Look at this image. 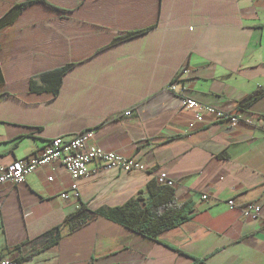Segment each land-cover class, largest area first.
<instances>
[{"label": "crops", "instance_id": "crops-1", "mask_svg": "<svg viewBox=\"0 0 264 264\" xmlns=\"http://www.w3.org/2000/svg\"><path fill=\"white\" fill-rule=\"evenodd\" d=\"M25 1L0 0V19ZM47 1L67 12L36 3L0 31V168L91 131L92 146L146 170L93 163L68 200L73 181L58 163L4 185L0 264H264V222L226 204L264 214V0ZM182 68L188 98L241 122H199L166 93ZM161 172L193 206L182 226L156 241L103 217L69 230L82 206L102 213L147 201Z\"/></svg>", "mask_w": 264, "mask_h": 264}, {"label": "built area", "instance_id": "built-area-1", "mask_svg": "<svg viewBox=\"0 0 264 264\" xmlns=\"http://www.w3.org/2000/svg\"><path fill=\"white\" fill-rule=\"evenodd\" d=\"M187 74V70L184 68L180 69L175 79H173L164 90L168 94L180 96L183 101V106L195 112L197 121L201 122L203 116L211 115L215 117L218 122L227 123L232 127L241 122L240 116L202 105L198 101L188 98L186 96V88L184 85L180 86L184 81L183 76ZM131 114V111L125 113L126 116ZM259 128L264 134V120ZM92 137L93 133L91 131H86L72 138L63 136L53 138L41 156H31L22 160H16L0 168V188L6 184L13 186L22 185L26 182L27 177L38 169L53 163H58L65 168L73 181L70 193L61 196L63 199L68 200L70 196L75 198L79 197L77 182L85 179L91 174L89 166L93 163H97L98 165L96 171L118 169L126 173H135L144 172L146 170V166L139 161L123 157L114 152H108L100 147L92 146L90 144ZM155 179L159 185L173 189H176L178 185L175 180L169 178L164 172L157 174ZM202 198L206 200L207 196H203ZM226 204L230 208L238 209L243 219L252 221L261 220L264 222V214L260 206L245 205L237 207L234 200H228ZM1 264H15V262L3 261Z\"/></svg>", "mask_w": 264, "mask_h": 264}, {"label": "trees", "instance_id": "trees-1", "mask_svg": "<svg viewBox=\"0 0 264 264\" xmlns=\"http://www.w3.org/2000/svg\"><path fill=\"white\" fill-rule=\"evenodd\" d=\"M36 3H41L49 9L62 13L67 12L50 4L47 0H27L15 5L0 19V31L13 24L26 9ZM148 30L129 32L125 37L139 35ZM260 96L258 94L247 98L243 107L248 108ZM192 213L193 206L191 203H180L176 199L175 189L159 185L155 179L149 186V199L147 201L141 202L140 199H132L121 207L102 213L91 212L82 206L76 213L67 217L66 224L71 232H75L91 221L103 217L140 236L156 241L161 234L178 228L191 220ZM54 240L58 241V236H55Z\"/></svg>", "mask_w": 264, "mask_h": 264}]
</instances>
